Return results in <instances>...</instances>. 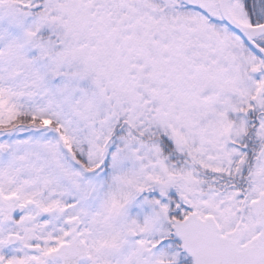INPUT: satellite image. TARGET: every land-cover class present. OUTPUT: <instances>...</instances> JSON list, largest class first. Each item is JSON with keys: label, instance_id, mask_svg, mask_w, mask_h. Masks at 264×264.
Listing matches in <instances>:
<instances>
[{"label": "snow or ice", "instance_id": "snow-or-ice-1", "mask_svg": "<svg viewBox=\"0 0 264 264\" xmlns=\"http://www.w3.org/2000/svg\"><path fill=\"white\" fill-rule=\"evenodd\" d=\"M0 264H264V0H0Z\"/></svg>", "mask_w": 264, "mask_h": 264}]
</instances>
